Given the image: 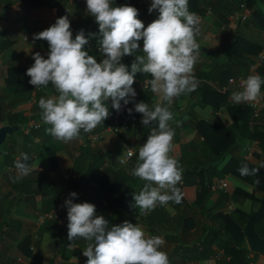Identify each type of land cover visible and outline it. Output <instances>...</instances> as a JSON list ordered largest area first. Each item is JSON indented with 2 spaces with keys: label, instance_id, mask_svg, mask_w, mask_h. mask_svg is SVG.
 <instances>
[{
  "label": "crops",
  "instance_id": "obj_1",
  "mask_svg": "<svg viewBox=\"0 0 264 264\" xmlns=\"http://www.w3.org/2000/svg\"><path fill=\"white\" fill-rule=\"evenodd\" d=\"M26 1L23 0L8 7L4 11L6 15L0 17V95L8 89L6 77L9 68L28 69L34 63L32 56L35 52H40L47 59L48 42L36 40L32 43L28 39L36 31L39 33L50 27L59 18L55 7H32ZM198 1L199 8L203 10V12H195L200 18L201 29L196 37L200 45V56L194 67V75L199 85L195 91L175 98L173 101L175 106L172 104L170 107L174 118L169 124L175 130L173 146L176 153L174 155L171 152L170 155L176 159L181 157L182 164L202 162L213 154L210 142H215L218 136L227 143L236 138L241 145L234 153L235 155L230 151L227 152L204 175L202 181L199 179L196 181V185L178 186L183 193L182 202L188 203L195 215L196 225L189 233V238L192 240L201 236L203 225L207 222L206 215L199 210L197 207L199 205L196 203L202 186L207 189L206 197L202 201L203 206L206 209H212L213 212L221 211L231 216L244 232L249 217L260 208L264 195L263 189L256 188L232 172L223 173L226 165L234 157L255 164L264 159V141L252 140L245 136L240 138V121L233 113L237 104L231 99V94L239 90L235 79L248 71L245 66L236 67V64L243 59L249 63L256 58L264 45V27L254 23L247 7L234 12H231L228 7L220 8L219 12H216L209 4L210 1L213 4L216 3V0ZM256 1L260 3L259 0ZM262 3L261 7L264 10V2ZM69 20L73 26V18ZM139 43L142 48L143 41ZM85 47L91 49L90 44ZM134 59V56H126L122 62L128 65L130 70ZM145 75V80L151 78ZM261 78L264 79V75H261ZM139 82L134 84L136 93ZM207 85L212 87L228 85L229 92L225 94L223 100H219L214 93L207 91ZM38 93L41 95L40 98L56 94L50 83L47 88H35L26 98L20 100L13 111L28 118L27 122L18 124V130H22L24 134L11 138L8 134L7 138L16 141V144H12L15 145V150L9 154L5 151L3 152L5 155L0 156H3L0 159V196L3 198L4 206L9 209V219L18 224L15 228L2 232L4 241L0 243V264H32L34 253H42L46 258L54 259L57 264H61V256L52 244V234L67 226V209L64 207V201L73 192L75 178L86 169L89 162L88 157L85 156L87 149H95L102 153L106 159L105 167L109 169L120 167L130 172L135 165L134 161L126 158V149L131 147L138 151L139 146L144 143V125L141 121L128 114V111L117 115V111L111 107V100L107 101V104L112 115L92 132L82 131L80 139L68 143L57 140L46 133L45 129L50 125H45L42 120H38L41 121L40 127L29 129V123L32 120L30 117L38 103ZM152 94L155 96V102H158L156 94L153 92ZM121 104L123 106V101ZM258 118H251V125ZM261 123L264 124V117ZM1 124L10 125L7 121ZM109 125L117 126L120 131H105ZM126 126L129 129H126ZM100 131H105L104 137L99 141H93L91 135ZM184 145L187 147L184 148ZM249 147L253 149V153L247 157ZM182 150L183 156H181ZM21 152L33 156L30 165L35 167L28 176L14 182L17 172L12 162ZM120 157L127 159L126 165L119 163ZM221 180L228 183L227 191L218 187ZM143 182L135 177L136 186H141ZM237 188L252 193L256 198L236 195ZM168 209L170 214H174L173 208ZM47 214L52 216L47 217ZM52 220L57 221L51 223ZM136 223L145 232H149L139 221L136 220ZM25 238L29 239L30 243L20 245ZM245 242L247 244L246 234ZM75 247H77L76 243L70 245V249ZM247 247L250 252L246 254V259L250 261V264H264V254L251 250L248 244ZM217 254H221V257L211 262L208 259L207 264H217L218 261L227 264L231 259L222 247L215 246L214 255ZM45 263L46 260L42 264ZM186 264L201 263L191 261Z\"/></svg>",
  "mask_w": 264,
  "mask_h": 264
},
{
  "label": "clouds",
  "instance_id": "obj_2",
  "mask_svg": "<svg viewBox=\"0 0 264 264\" xmlns=\"http://www.w3.org/2000/svg\"><path fill=\"white\" fill-rule=\"evenodd\" d=\"M114 0H86V10L99 26L97 47L100 60L85 50L89 39L81 29L73 39L68 16L56 19L47 29L34 34V40L48 42L47 59L40 52L32 56L34 63L26 70L29 84L47 88L51 83L55 95L39 100L41 118L46 133L64 143L80 139L81 132L90 133L110 116L107 101L119 112L121 101L133 102L134 111L142 114L141 124L151 128L146 141L138 148V160L130 174L145 181L143 188L132 195V207L141 214L153 211L169 202L180 204L183 193L177 186L183 169L170 153L173 151L175 130L170 107L175 98L195 91L199 81L194 67L199 60L200 18L189 10V0H151L148 12L159 13L145 27L138 19L139 11L130 5L113 6ZM96 36L97 34H91ZM143 47H140V41ZM126 56L135 59L129 66ZM137 73L147 74L144 86H150L158 97L151 106L135 102L133 84ZM264 79L250 74L240 81V89L231 94L234 103H259ZM133 108L128 109L131 115ZM132 150L129 149L128 156ZM27 153L21 152L14 161L17 175L14 182L28 176L35 167L29 165ZM120 157L119 163L127 164ZM264 167V165H261ZM241 176L256 175L259 168L244 164ZM258 183V181H257ZM77 193L71 192L64 201L67 209V238L87 242L82 255L86 264H170L162 251L165 240L148 235L137 223L124 221L111 225L104 215H97L92 203H74ZM74 264L78 258L73 257Z\"/></svg>",
  "mask_w": 264,
  "mask_h": 264
},
{
  "label": "trees",
  "instance_id": "obj_3",
  "mask_svg": "<svg viewBox=\"0 0 264 264\" xmlns=\"http://www.w3.org/2000/svg\"><path fill=\"white\" fill-rule=\"evenodd\" d=\"M20 1L23 0H0V17H3L4 11L8 7ZM259 1L260 3L256 0H216V3L213 4V2L210 1L209 4L216 12H219L218 10L220 8L227 9L228 7L231 12H234L236 10H243L247 7L251 12L254 23L264 27V10L261 7V3L264 2V0ZM198 2V0H189V10L193 12H203L198 6ZM26 3L32 7H55L59 17L68 16V18H73L74 25L71 26L73 39L76 34L83 29L85 37L89 39V44L91 45V49H87L86 47L85 49L90 55L95 54L98 58H101L97 47L99 26L95 22L94 17L87 12L86 0H27ZM125 4L138 9V19L144 23L145 27L159 15L155 10L151 13L148 12L151 0H114L113 6ZM69 7H74L76 13L73 14L70 12ZM91 34L97 35L92 36ZM250 63L251 62L248 63L243 59L242 62L236 64V67L243 65L249 70ZM26 70V68L18 67H11L8 69V75L6 77L8 89L0 95V123L7 121L10 125H18L28 121L27 117L13 111L20 100L26 98L27 95L35 89L33 85L29 84V77L26 75ZM232 71L234 72V70ZM247 73L241 75H246ZM260 74L262 76L264 75V65L260 68ZM145 77V74L137 73L135 83L145 80ZM223 87L224 86L221 85H217L216 87L207 85V91L214 93L219 100H223L225 94L229 92V89L227 91H221L220 89ZM262 88L264 90V84H262ZM239 90L241 89L239 88ZM39 93L37 95L38 103H36L34 107V113L30 117L31 119L42 120V110L38 106L41 96ZM154 97L151 91H138L135 102L143 101L151 106L155 102ZM172 104L175 106V102ZM129 106L133 108L131 116L141 121L142 114L134 111L133 102L130 101ZM233 113L235 118L240 121V138L241 136H245L252 140L259 139L262 142L264 141V124L261 123L264 115L255 120L254 124L251 125L252 110L245 103L235 105ZM110 115H112V113ZM114 117L113 115V118ZM156 126V122L144 126V142L150 134L151 128ZM199 129L204 133L201 128ZM23 134L24 132L22 130H17L10 134L9 137L11 138L12 136ZM10 141L11 140L7 138L2 145L1 149L3 155H5V153H3L4 151L7 152L6 154H9L15 150V145L13 146L12 144H16V141L13 140L11 141L12 143ZM239 142L240 141L234 138L227 143L218 136L215 142H210L213 148V154L202 162L182 164V158L178 157L177 160L183 169V174L182 181L177 186L185 187L188 185H196L198 179L202 181L204 175L209 172L213 166H215V163L221 160L227 152L230 151L234 154L236 150L239 149L241 145ZM185 147L187 146L184 145V148ZM128 149L129 148L126 149V152ZM87 151L85 156L88 157L89 162L86 169L83 170L73 182V192L77 193V196L73 198L74 203L88 202L94 204L97 215H104L111 225H119L124 221L135 224L136 220L139 221L148 229V233L159 235L164 238L166 243L161 250L167 253L170 264H186L191 261L207 264V260L215 254V246L224 248L225 254L231 256L227 264H250V261L246 259V254L249 253L250 250L245 242L244 230L233 221L231 216L221 211L213 212L212 209H206V207L203 206L202 201L205 199L207 193L205 186H202V191L198 192V200L196 203L199 205L197 206L199 210L206 215L207 222L203 225L201 236L193 238L192 240L189 238V233L196 223L194 222L195 215L192 211L193 208L188 203L181 202L180 204H176L169 202L164 206H157L153 211L147 214H141L138 209L132 207V195L134 192L138 193L143 188L145 181L141 186H136L134 183L135 176L131 175L128 170L120 167L109 169L105 167L106 159L102 153L95 149H87ZM172 152L174 155L176 154L174 152V147ZM183 155L182 150L181 156ZM28 156L29 160L27 163L30 165L33 161V156L31 154H28ZM130 159L134 161L133 163L135 165L138 160V151H135ZM12 163L14 164V161ZM244 164H247L249 169L259 168V172L256 175L241 176L238 169ZM261 165H264V159L260 163L255 164L234 157L230 160V163L226 165L223 173L227 171L232 172L241 179L251 183L256 188L264 190V167H261ZM235 194L244 198H256L252 193L238 188ZM169 207L174 209V214H170ZM8 215L9 209L4 206L3 198L0 196V243L4 241L2 232L15 228L18 225L14 220L9 219ZM56 221L57 220H52L50 222L55 223ZM256 228L260 235L264 236V219L257 224ZM67 232L68 229L67 226H65L59 232L52 234V244L61 256V264H74L73 257L78 258V264H86L87 258L82 255V251L86 247L87 242L79 238L69 241ZM29 241V239L25 238L20 245L26 242L29 244ZM73 243H76L77 247L70 249V245ZM32 258V264H42L44 260H46L45 264H57L54 259L46 258L42 253H34ZM241 261H244V263H241ZM217 264H222V262L218 261Z\"/></svg>",
  "mask_w": 264,
  "mask_h": 264
},
{
  "label": "built area",
  "instance_id": "obj_4",
  "mask_svg": "<svg viewBox=\"0 0 264 264\" xmlns=\"http://www.w3.org/2000/svg\"><path fill=\"white\" fill-rule=\"evenodd\" d=\"M36 33H38L37 31L34 33V34H36ZM34 34H33V36H34ZM33 36H31L28 40H30V42H32V43H34L36 40H34L33 39ZM264 65V45H263V47H262V49L260 50V52L258 53V55L256 56V58L250 63V67H249V70H248V73L246 74V75H240V76H238L237 77V79L235 80V83L237 84V86L239 87V85H240V81H241V79L242 78H246L248 75H250V74H258V75H260L261 76V74H260V68L262 67ZM145 81L146 80H144V81H141V82H139L138 83V85H137V92L138 91H151V89H150V86H147V85H143L144 83H145ZM240 88V87H239ZM229 89V86L228 85H226V86H224L223 88H221L220 90L221 91H227ZM242 90V89H241ZM248 107H250L251 108V110H252V118L253 119H256V118H258V117H260L261 115H262V113H263V111H264V90H263V88H262V86H261V99H260V101H259V103H245ZM129 108H131L130 106H129V104L128 105H126V106H122V109L119 111V112H116V114L117 115H120V114H122L123 112H126V111H128V109ZM41 126V121H38V120H36V119H32L31 121H30V123H29V129H32V128H38V127H40ZM126 129H129V127L128 126H126ZM105 131H113V132H118V131H120V129L117 127V126H115V125H109V126H107L106 127V130ZM105 131H100V132H98V133H95V134H93V135H91V139L93 140V141H99V140H101L103 137H104V132ZM129 149H131L132 150V155L131 156H128V151H129ZM128 149V151L126 152V158H128V159H130L133 155H134V153H135V151H134V149H132V148H129ZM5 152V151H4ZM253 153V149L251 148V147H249L248 148V153H247V157H249L251 154ZM228 183L225 181V180H221L220 182H219V185H218V187L220 188V189H223V190H225V191H227V189H228ZM158 206H160V205H158ZM164 206V205H163ZM47 217H51L52 215L51 214H47L46 215ZM146 234H148V235H153V234H151V233H146ZM221 257V254H217V255H214V256H211L210 258H209V260H210V262L211 261H214V260H217V259H219Z\"/></svg>",
  "mask_w": 264,
  "mask_h": 264
},
{
  "label": "water",
  "instance_id": "obj_5",
  "mask_svg": "<svg viewBox=\"0 0 264 264\" xmlns=\"http://www.w3.org/2000/svg\"><path fill=\"white\" fill-rule=\"evenodd\" d=\"M18 129H19L18 125L0 126V156L2 155L1 147L7 140L8 134H11ZM263 219H264V195L262 196L261 199L260 208L251 214L245 226V234L249 248L253 251L262 254H264V236L260 235L256 226Z\"/></svg>",
  "mask_w": 264,
  "mask_h": 264
},
{
  "label": "rangeland",
  "instance_id": "obj_6",
  "mask_svg": "<svg viewBox=\"0 0 264 264\" xmlns=\"http://www.w3.org/2000/svg\"><path fill=\"white\" fill-rule=\"evenodd\" d=\"M71 6V5H70ZM69 11L70 12H72L73 14H75L76 13V11H75V8L74 7H69ZM4 15H6V12L4 13ZM0 126H2V124L0 123ZM3 157V156H2ZM2 157H0V159L2 158Z\"/></svg>",
  "mask_w": 264,
  "mask_h": 264
}]
</instances>
